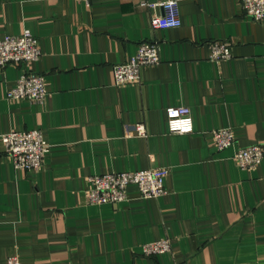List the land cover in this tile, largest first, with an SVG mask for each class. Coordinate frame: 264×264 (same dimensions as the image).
<instances>
[{"label": "crops", "instance_id": "0c3cea01", "mask_svg": "<svg viewBox=\"0 0 264 264\" xmlns=\"http://www.w3.org/2000/svg\"><path fill=\"white\" fill-rule=\"evenodd\" d=\"M0 0V39L29 29L42 57L45 101L11 102L23 74L0 69V135L41 129L44 168L16 169L0 141V264H264V161L240 168L238 148L264 145V21L239 0H179L182 25L154 29L159 0ZM232 57L210 58L211 41ZM157 42L161 63L139 85L116 86L113 68L140 43ZM185 106L194 132L170 134L166 109ZM147 136H139L137 124ZM230 128L235 145L219 151L211 132ZM169 169L168 193L142 198L135 187L118 205H88V177ZM169 239L171 252L144 256Z\"/></svg>", "mask_w": 264, "mask_h": 264}, {"label": "built area", "instance_id": "2783aa9c", "mask_svg": "<svg viewBox=\"0 0 264 264\" xmlns=\"http://www.w3.org/2000/svg\"><path fill=\"white\" fill-rule=\"evenodd\" d=\"M91 6L93 0H76ZM243 12L255 22L264 21V0H239ZM153 3L142 0L140 5L151 7ZM164 14L151 18L154 29L177 28L182 25L179 11V0H159ZM210 58L220 62L232 57V44L229 41H211ZM42 49L39 39L25 29L18 35H8L0 39V69L9 65L23 69V74L7 91L6 98L11 102L30 101L42 102L49 95L48 82L45 75L35 72L31 65L41 59ZM161 63L160 46L157 42L140 43L134 57L113 68L114 84L116 86L139 85L146 68ZM167 127L170 134L186 135L194 132V122L191 111L185 106H172L166 109ZM139 136H147V129L140 123L135 126ZM213 145L223 151L235 145L234 131L230 128L217 129L211 132ZM4 145V155L9 158L16 169L28 172H38L44 168L45 160L50 152L44 131L13 130L0 135ZM235 163L247 170L254 169L264 161V145L251 144L238 148L234 156ZM169 169H145L133 172H107L88 177V188L82 200L88 205H118L129 200V188L135 187L142 198H159L168 193L165 177ZM169 239L146 243L142 247L144 256H157L171 252ZM7 264H22L18 255L8 258Z\"/></svg>", "mask_w": 264, "mask_h": 264}]
</instances>
